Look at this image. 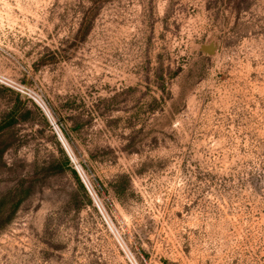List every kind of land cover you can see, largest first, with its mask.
Masks as SVG:
<instances>
[{
	"label": "rangeland",
	"instance_id": "obj_1",
	"mask_svg": "<svg viewBox=\"0 0 264 264\" xmlns=\"http://www.w3.org/2000/svg\"><path fill=\"white\" fill-rule=\"evenodd\" d=\"M13 105L0 264H264V0H0Z\"/></svg>",
	"mask_w": 264,
	"mask_h": 264
},
{
	"label": "built area",
	"instance_id": "obj_2",
	"mask_svg": "<svg viewBox=\"0 0 264 264\" xmlns=\"http://www.w3.org/2000/svg\"><path fill=\"white\" fill-rule=\"evenodd\" d=\"M17 89H18L19 91H24V90L27 91V90H28L26 87H24V86H22V85H18ZM24 92H25V91H24ZM26 93H27V95L33 100V102H34V103H35V104H36V105L42 110V112H43L44 115L46 116V118H47V120H48V123H49V126H50L51 130L56 134V136H57L58 140L60 141L62 147L64 148V150H65V152H66V154H67V156H68V158H69V160H70V162H71L73 168H74L75 171L77 172V174H78V176H79V179L81 180V182H82L84 188L86 189L87 193L90 195L93 204L96 206V208L98 209L99 213L101 214L102 218H103L104 221H105V218H104V216H103V214H102V212H101V210H100V208H99V205L97 204L96 200L94 199L95 197L93 196V194H92V192H91L89 186H88L87 183L85 182V180H84V178H83L81 172L79 171V169H78V167H77L75 161L73 160V158L70 156V154H69L68 151L66 150L65 146L63 145V143H62V141H61V139H60V137H59V135H58V131H57L56 124L50 119L49 115L47 114V111L45 110V106H44L43 102L41 101V99H40L35 93H33V92L29 91V90H28Z\"/></svg>",
	"mask_w": 264,
	"mask_h": 264
},
{
	"label": "trees",
	"instance_id": "obj_3",
	"mask_svg": "<svg viewBox=\"0 0 264 264\" xmlns=\"http://www.w3.org/2000/svg\"><path fill=\"white\" fill-rule=\"evenodd\" d=\"M13 109H11L10 111H8L5 116L0 119V129L6 127V126H9L10 124H12L14 122V115H13V112H15L17 109L15 108V105H13ZM27 113V110L24 112V114ZM63 161L65 164H68L69 161L67 159V157H63ZM70 170L71 172L74 174V176L76 177L77 179V175H76V172L74 171V169L72 167H70Z\"/></svg>",
	"mask_w": 264,
	"mask_h": 264
},
{
	"label": "water",
	"instance_id": "obj_4",
	"mask_svg": "<svg viewBox=\"0 0 264 264\" xmlns=\"http://www.w3.org/2000/svg\"><path fill=\"white\" fill-rule=\"evenodd\" d=\"M198 47L207 54H212L216 50V42L214 40H210L205 43H200Z\"/></svg>",
	"mask_w": 264,
	"mask_h": 264
},
{
	"label": "bare ground",
	"instance_id": "obj_5",
	"mask_svg": "<svg viewBox=\"0 0 264 264\" xmlns=\"http://www.w3.org/2000/svg\"><path fill=\"white\" fill-rule=\"evenodd\" d=\"M58 135H59V137H60V139H61V141H62L63 145L65 146L66 150H67V151H69V150H68V148H67V146L65 145V143H64V141H63V139H62V137L60 136V134H59V133H58ZM69 152H70V151H69ZM69 152H68V153H69ZM69 154H70V153H69ZM70 156L72 157V155H71V154H70ZM72 158H73V157H72ZM78 169H79V168H78ZM79 171H80V170H79ZM94 199H95V198H94ZM95 200H96V199H95ZM96 202H97V201H96Z\"/></svg>",
	"mask_w": 264,
	"mask_h": 264
}]
</instances>
